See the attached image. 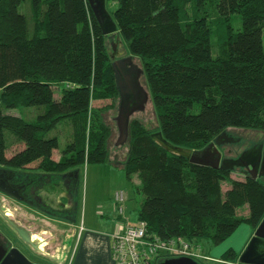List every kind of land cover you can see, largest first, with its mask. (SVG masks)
Returning a JSON list of instances; mask_svg holds the SVG:
<instances>
[{
	"label": "trees",
	"instance_id": "16d2710c",
	"mask_svg": "<svg viewBox=\"0 0 264 264\" xmlns=\"http://www.w3.org/2000/svg\"><path fill=\"white\" fill-rule=\"evenodd\" d=\"M107 2L116 6L110 14L117 32L141 61L165 139L194 150L230 127L264 129V0ZM107 36L88 0H0V167L58 176L113 162L111 126L96 105L113 100L118 108ZM27 106L34 117L10 111ZM152 133L130 120L120 165L130 181L134 173L139 178L136 220L150 234L199 243L208 254L241 224L260 223L261 178L194 164ZM244 205L248 213L240 216Z\"/></svg>",
	"mask_w": 264,
	"mask_h": 264
},
{
	"label": "rangeland",
	"instance_id": "374dc122",
	"mask_svg": "<svg viewBox=\"0 0 264 264\" xmlns=\"http://www.w3.org/2000/svg\"><path fill=\"white\" fill-rule=\"evenodd\" d=\"M107 9L109 13L115 10L116 6L113 2L106 3ZM239 24V23H238ZM239 26V25H238ZM107 43L110 51V55L112 58H121L124 56H133L127 46L126 41L124 38L119 34V32H114L113 34L107 36ZM264 44V42H263ZM133 62L136 63L138 66L141 65V61L137 57H133ZM142 68V67H141ZM143 69V68H142ZM140 83L143 88L149 93L148 83L145 77V74L142 73L140 75ZM63 85H58L55 89L56 94L58 95L61 92ZM113 100H105L103 102H98L96 105L101 107V115L103 116L104 120L108 125L111 126L112 135L109 139V150L112 156V163H86L83 165L80 174V188L77 195V200L79 204L77 206L76 212V222L78 223L82 218H86V224H92L94 221L101 220L104 218L99 214H95L94 211L97 209V205L100 200L102 201V207L97 209L99 212H105V208L103 204L106 203L110 198L111 191L119 190L125 191V186L128 187L130 192L131 181L134 182L133 190L137 184H140L139 178L137 174H132L131 181L128 179L126 171L121 167L125 163L128 155V139L124 142V144H116L118 141V127L116 125L115 117L118 114L117 104L111 105ZM110 104V105H109ZM13 114H22L25 117L31 118L35 116V110L33 107H17L10 110ZM136 120L143 124L148 130L152 132H156L158 129V118L156 109L151 98L150 93L148 94V99L145 102V106L143 110H138L133 113L131 116V121ZM223 133H225L228 137L223 142V145H220V152L223 156L226 157H236L241 151H245L256 145L258 143H264V129H254V128H238V127H230L227 128ZM229 143H233L231 147L230 154H227V148ZM62 146L63 139H62ZM61 154V151H59ZM58 152H56V157H58ZM116 162V163H114ZM119 165H118V164ZM121 165V166H120ZM241 169H235L232 172V177L240 178L243 175L240 173ZM134 175V176H133ZM134 177V178H133ZM264 181V177H261ZM223 190L225 191L227 188L230 187L229 181L225 180L222 183ZM111 188V190H110ZM123 191V192H124ZM126 192V191H125ZM48 200H53V204L55 205L57 197H61V193L57 191H43L41 192ZM136 196L142 197L141 194L134 192ZM49 195V196H48ZM48 196V197H47ZM124 197L125 194H124ZM143 198V197H142ZM63 199V198H62ZM108 199V200H107ZM139 199V198H138ZM126 202V198H125ZM131 205H135V201H131ZM4 209L8 210L10 215L16 219L19 223L26 226L27 228L31 229L33 233H35L32 228L35 226L37 227L38 231H45L50 230L52 232L50 235L53 237L56 236V231L59 227L63 224L62 222H58L53 219L46 218L45 216L41 215L37 212V210L33 209L29 205L23 202L12 200L8 197H4ZM237 213L240 216L246 215L248 213V205H244L237 209ZM135 214V213H134ZM132 215V220L135 221V216ZM105 219V218H104ZM33 226V227H32ZM245 225L240 226L227 240L222 242L220 248H226L231 243L236 242L238 238H242L245 233ZM60 229V228H59ZM0 233L5 234L8 236L13 244L19 248H25L29 255L32 257L35 262L42 263V264H60L58 262L59 255H56V247L58 244H61V241L58 243H48L43 245L44 251H37L35 249L30 248L18 235L17 233L8 225V223L0 216ZM35 236H41L40 233H36ZM215 247V246H213ZM209 250V249H208ZM228 250V249H227ZM226 250V251H227ZM213 248L208 251L209 255H214ZM65 264V263H63ZM67 264V263H66ZM208 264H216L215 262H208Z\"/></svg>",
	"mask_w": 264,
	"mask_h": 264
},
{
	"label": "water",
	"instance_id": "95a60500",
	"mask_svg": "<svg viewBox=\"0 0 264 264\" xmlns=\"http://www.w3.org/2000/svg\"><path fill=\"white\" fill-rule=\"evenodd\" d=\"M92 9L97 16L103 33L111 35L117 32V24L113 17L109 13L106 0H88ZM133 56L129 55L118 59H113L112 67L115 73V81L119 95L118 101V114L115 117L118 127V141L116 144H124L129 135V123L131 116L135 111L143 110L145 102L148 99V92L143 88L140 83V75L144 73V70L133 62ZM222 136V133L215 139L218 142V138ZM152 137L159 142L168 151L186 156L190 162L198 165L220 167L224 170L234 171L240 168L242 174L250 175L254 179L264 177V145H260L258 148L253 147L243 151L237 157H225L221 158L222 153L214 141H211L208 145L201 149H189L172 144L164 138L161 131L152 133ZM220 142L223 140L220 138ZM7 173L16 172L21 173L18 170H12L2 168ZM76 172L78 178L77 187L74 192V205L77 206V195L79 191V176L80 168L66 171L62 175H68L71 172ZM38 174V173H37ZM40 174V173H39ZM50 175V174H49ZM18 176V175H17ZM58 176H61L59 174ZM25 184H18V182L6 179H0V193L11 197L12 199L28 202L22 195V188H25ZM0 216L8 223V225L17 233V235L30 247L37 251H43L40 247V242L34 239L30 229L19 223L14 219L8 210L4 209V200L0 196ZM257 241L264 242V218L257 226L251 240L246 248L240 254L238 260L242 264H264V243L261 246L257 245ZM258 256L261 259H255L253 257ZM0 264H40L30 258H28L18 247L13 246L9 250L0 242ZM158 264H201L196 259L189 256H177L168 257Z\"/></svg>",
	"mask_w": 264,
	"mask_h": 264
},
{
	"label": "crops",
	"instance_id": "0c3cea01",
	"mask_svg": "<svg viewBox=\"0 0 264 264\" xmlns=\"http://www.w3.org/2000/svg\"><path fill=\"white\" fill-rule=\"evenodd\" d=\"M57 97H59V94L57 95ZM61 143L62 141H60V147L62 149L63 146ZM59 151L61 150L58 148V149H55L53 152V158L55 160L60 159L61 154L59 153ZM56 152L59 153L58 157H56ZM81 169L82 167H80V174H81ZM56 178H62V177L57 176ZM133 183L134 182L131 181V186H129L130 192L129 190H127L129 188L126 186H125L126 192L123 190L126 196L125 197L126 198L125 217L128 220H132V215L134 213H135L134 215H136L135 216V219H136L137 217L136 212L138 209L139 202L143 199L142 198L143 196L140 197V196H136L137 194L135 195L134 193L135 191L133 190V185H134ZM51 185H53V183L50 182V183H46L45 186L41 187L40 188L41 191L40 192L38 191L37 193L38 197L41 198V200H43L45 203L47 202L48 204H50L51 205L50 208H52L53 210H57V208L59 207L58 203H61V204L63 203L64 208L69 210V208L72 207V205L74 204L73 199L75 197L74 196L71 197L69 194L67 195L62 188H61L62 196L60 198L57 197V200H56L57 202L55 203V205L52 203L53 200H51L52 202L50 200L47 201L43 193H41L45 190L46 191H51V190L57 191L56 189L57 185L55 186H51ZM58 185L60 186L61 183ZM79 188H80V176H79ZM117 191L119 190L113 189L110 194L112 196H110V198H108L109 200L107 199L108 201H106V203L103 204V206L105 207L103 208L105 209V212H99L97 210L99 209V207H102L103 200L99 201L97 205V209H95L94 211L95 214H99L103 216L105 219L103 218L101 222L99 220L98 222L94 221V223L92 224L90 223L88 225L86 224V218H82V221L80 220L77 223L76 217H75V220L72 221L68 217L58 216L52 212L42 210L38 207H35L32 204L26 203L27 205L37 210L38 213L45 216L46 218L53 219L58 222H62L63 224L61 227H59L60 229L59 228L57 229L56 238L50 235L52 233L50 232V230H45V231L40 230L37 232L38 228L37 227L35 228V226L34 227L32 226L33 227L32 230L35 232L33 233L31 231L33 234V237H35L34 239L40 242V247L43 251H44L43 249L44 244L58 243L61 241V244H58L56 247V255L57 256L59 255V257L57 258L60 264H63V263L65 264L66 263L67 264H114L113 259L111 257V235L116 229L117 221L121 218L120 215L118 214V211L114 203V197ZM131 201H135L134 206L131 205ZM78 204H79V201H78ZM77 206H76V209H77ZM242 225L246 226L245 227L246 230H245L243 237L238 238L237 244L236 242H233L226 248H223V247L220 248L222 246L220 244L216 245L215 247H213V251L215 250L216 252H214L213 253L214 255L212 256L221 260L224 252L230 247L234 248V250L237 253H240L244 249L245 245L247 244L248 240L253 234V227L245 223L241 224L240 226ZM36 233H40L41 236L39 237L35 236Z\"/></svg>",
	"mask_w": 264,
	"mask_h": 264
},
{
	"label": "built area",
	"instance_id": "2783aa9c",
	"mask_svg": "<svg viewBox=\"0 0 264 264\" xmlns=\"http://www.w3.org/2000/svg\"><path fill=\"white\" fill-rule=\"evenodd\" d=\"M114 203L121 217L111 235V257L114 264H153L160 255L189 256L207 263L220 261L204 252L199 243L181 237L163 240L148 232L145 221L128 220L125 217L126 204L122 190L116 192Z\"/></svg>",
	"mask_w": 264,
	"mask_h": 264
},
{
	"label": "flooded vegetation",
	"instance_id": "af4514ba",
	"mask_svg": "<svg viewBox=\"0 0 264 264\" xmlns=\"http://www.w3.org/2000/svg\"><path fill=\"white\" fill-rule=\"evenodd\" d=\"M124 57H126V56H124ZM113 59H118V58L115 57ZM220 138L223 140V142L226 139H228V137H227V135L225 133H222V136ZM220 138H218V142H220L219 141ZM213 141L216 143V145L218 146V148H220V145H223V143L216 142V139H214ZM232 144L233 143L227 144L228 145V148H227L228 153L227 154H230ZM260 145H264V143L263 142L258 143L256 145H253L250 148H253V147H257L258 148ZM242 152L243 151H241V153ZM240 154H238V155H240ZM225 157L226 156H223V154L221 155V158L222 159L225 158ZM12 170H16V169H12ZM71 170H73V169H71ZM71 170H68V171H71ZM20 172L21 173H16V172L7 173L3 169H0V179L10 180L11 182L16 181V182H18V184H25L26 185L25 188H22V195L24 196L25 199H27L28 202H23V203L32 204L35 207H38V208H40L42 210H45V211L52 212V213H54L55 215H58V216L68 217L72 221L75 220V216H76V212H77L76 205L73 204L72 207H70L69 210H68V209H65L64 208V204L63 203L62 204L61 203H58V206L59 207L57 208V210H53L52 208H50L51 205L48 204L47 202L45 203L43 200H41V198H39L38 197V194H37L38 191L39 192L41 191V189H40L41 187L45 186L46 183H50L51 182V183H53V185H51V186L57 185V188H56L57 189V192H60L61 193L62 192L61 188H62L67 195L69 194L71 197H73L74 196V192H75L76 187H77V181H78V178L76 176V172L75 171L74 172H71V173H69L68 175H65V176H63L62 175L63 173H61V176L60 177H62V178H56L57 176H52L51 174L49 175L48 173H42V172H40V174L39 173L37 174L35 172L23 171V170L20 171ZM61 179H62V181H61ZM60 183H61V185L59 186L58 184H60ZM66 194H64V195H66ZM0 196L2 197L3 200H4V197H8V198L12 199L11 197L6 196V195H4L2 193H0ZM12 200H15V199H12ZM15 201H18V200H15ZM19 202H21V201H19ZM261 221H260V223H261ZM258 225H256L255 227H253V234H254V232H255V230H256V228H257ZM253 234H252V236H253ZM252 236L248 240V242L245 245L244 249L248 245V243L251 240ZM0 242L8 250L11 247L15 246L13 244V242L11 241V239L8 236H6L5 234H1V233H0ZM257 242H258L257 245H259V246H261V244L264 243L263 241H257ZM30 248H32V247H30ZM19 249L28 258H30L31 260H33L32 257L29 255V253L26 251L25 248H23V249L22 248H19ZM230 249L232 250V253L234 255L236 254V256L234 258H232L234 255L233 256L231 255L230 258L221 259L216 264H242V263L239 262L238 258H239L240 254L242 253V251L244 249L240 253H237L234 250V248H232V247H230L228 250H230ZM253 258H255V259H261L262 260V258L261 257H258V256H255ZM33 261H35V260H33ZM199 262L201 264H208L207 262H203V261H199ZM40 264H42V263H40Z\"/></svg>",
	"mask_w": 264,
	"mask_h": 264
},
{
	"label": "bare ground",
	"instance_id": "6f19581e",
	"mask_svg": "<svg viewBox=\"0 0 264 264\" xmlns=\"http://www.w3.org/2000/svg\"><path fill=\"white\" fill-rule=\"evenodd\" d=\"M35 238V237H34Z\"/></svg>",
	"mask_w": 264,
	"mask_h": 264
}]
</instances>
